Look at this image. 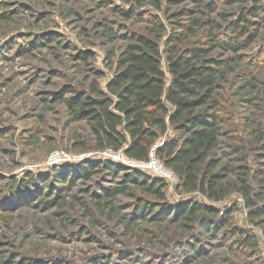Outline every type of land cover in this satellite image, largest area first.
Segmentation results:
<instances>
[{
  "label": "rangeland",
  "instance_id": "rangeland-1",
  "mask_svg": "<svg viewBox=\"0 0 264 264\" xmlns=\"http://www.w3.org/2000/svg\"><path fill=\"white\" fill-rule=\"evenodd\" d=\"M140 1L0 0V264H264V214L251 218L241 196L233 193L210 201L197 193H183L176 189L173 174L153 156L149 162H136L121 153L86 149L93 146L86 137L87 125L71 121L64 105L53 101L69 87L86 90L95 80L94 71L104 73L99 79L103 86L111 76L105 50L121 44L118 36L126 32L147 31L144 18L156 15L167 24L170 12L192 7L190 0H173L171 5L160 0V8L155 0ZM252 1L215 0L214 15L222 12L234 19ZM131 5L136 18L125 19L117 12ZM105 24L112 34H106ZM258 24L257 37L241 51V69L236 66L228 75L225 91L234 116L224 129L232 128L229 134L243 137L249 148L245 164L256 172L252 185L260 206L264 204V19ZM28 47L33 48L24 51ZM79 52L92 53L89 66L77 59ZM55 154L61 158L49 163ZM96 158L164 178L170 204L202 201L227 212L230 221L214 238L199 226L188 230L178 224H154L141 218L129 197L117 202L119 213L93 208L87 214L73 196L84 201L90 192L111 184L99 175L87 183L77 181L64 201L47 210L31 207L36 197L9 183L27 171L43 174L52 166ZM53 186L57 194L58 184ZM118 214H126L131 223L125 225ZM240 231L254 236L255 248L238 247Z\"/></svg>",
  "mask_w": 264,
  "mask_h": 264
},
{
  "label": "trees",
  "instance_id": "trees-1",
  "mask_svg": "<svg viewBox=\"0 0 264 264\" xmlns=\"http://www.w3.org/2000/svg\"><path fill=\"white\" fill-rule=\"evenodd\" d=\"M190 1L192 7L170 12L167 24L149 15L142 20L147 31L118 36L121 44L105 50L111 76L103 86L99 79L104 73L94 71L95 80L86 90L69 87L64 90L69 96L55 95L53 101L64 105L71 121L87 125L86 137L93 146L86 149L121 153L136 162H149L153 156L173 174L177 190L197 193L210 201L238 194L249 207V216L259 218L264 204L258 206L254 198L256 172L245 164L249 148L243 137L229 134L232 128L226 130L224 125L234 116L225 91L228 75L242 61L241 51L257 37L258 21L264 19V1L253 0L250 8H242L234 19L222 12L214 15L215 0ZM154 5L160 8V0ZM117 12L125 19L137 17L133 5L127 10L117 8ZM105 28L107 35L112 34L107 24ZM91 55L79 52L77 59L89 66ZM96 175L111 184L90 192L84 201L73 196L87 214L93 208L109 215L119 213L117 202L129 197L141 218L154 224H178L188 230L199 226L214 238L230 221L227 212L220 213L202 201L170 204L164 178L107 158L52 166L43 174L27 171L9 183L36 197L31 207L47 210L64 201L77 181L87 183ZM47 183L49 188H45ZM57 184L55 194L53 185ZM29 187L34 190L29 191ZM118 216L125 225L131 223L126 214ZM240 235L238 247L255 248L253 235L246 231ZM188 245L194 247L193 243Z\"/></svg>",
  "mask_w": 264,
  "mask_h": 264
},
{
  "label": "built area",
  "instance_id": "built-area-1",
  "mask_svg": "<svg viewBox=\"0 0 264 264\" xmlns=\"http://www.w3.org/2000/svg\"><path fill=\"white\" fill-rule=\"evenodd\" d=\"M50 158H54V163H56V161H58L61 157H59L57 154H55V155H52Z\"/></svg>",
  "mask_w": 264,
  "mask_h": 264
},
{
  "label": "bare ground",
  "instance_id": "bare-ground-1",
  "mask_svg": "<svg viewBox=\"0 0 264 264\" xmlns=\"http://www.w3.org/2000/svg\"><path fill=\"white\" fill-rule=\"evenodd\" d=\"M49 160H50L49 163H51V164L54 163V158H50Z\"/></svg>",
  "mask_w": 264,
  "mask_h": 264
},
{
  "label": "water",
  "instance_id": "water-1",
  "mask_svg": "<svg viewBox=\"0 0 264 264\" xmlns=\"http://www.w3.org/2000/svg\"><path fill=\"white\" fill-rule=\"evenodd\" d=\"M111 152V151H110ZM113 153V152H112ZM167 172H169V170L165 169Z\"/></svg>",
  "mask_w": 264,
  "mask_h": 264
}]
</instances>
